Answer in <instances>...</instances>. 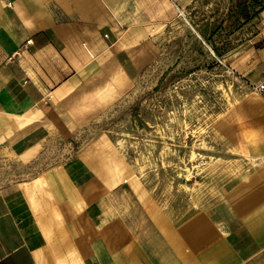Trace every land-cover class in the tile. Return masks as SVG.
I'll return each instance as SVG.
<instances>
[{
	"label": "crops",
	"instance_id": "0c3cea01",
	"mask_svg": "<svg viewBox=\"0 0 264 264\" xmlns=\"http://www.w3.org/2000/svg\"><path fill=\"white\" fill-rule=\"evenodd\" d=\"M196 1L0 0V163L37 158L67 135L63 112L131 79L151 30ZM94 160L0 181V264H264V163L222 195L194 199L199 208L184 217L182 205L149 203L141 221Z\"/></svg>",
	"mask_w": 264,
	"mask_h": 264
},
{
	"label": "rangeland",
	"instance_id": "374dc122",
	"mask_svg": "<svg viewBox=\"0 0 264 264\" xmlns=\"http://www.w3.org/2000/svg\"><path fill=\"white\" fill-rule=\"evenodd\" d=\"M230 1L197 0L185 19L151 30L138 72L81 94L63 112L68 134L37 158L1 162L0 181L87 153L100 181L120 190L117 204L142 221L149 203L182 205L184 217L199 208L194 199L222 195L264 163V95L253 88L264 72V12L234 27Z\"/></svg>",
	"mask_w": 264,
	"mask_h": 264
},
{
	"label": "trees",
	"instance_id": "16d2710c",
	"mask_svg": "<svg viewBox=\"0 0 264 264\" xmlns=\"http://www.w3.org/2000/svg\"><path fill=\"white\" fill-rule=\"evenodd\" d=\"M230 2L225 17L233 19L234 27L245 25L264 12V0H231Z\"/></svg>",
	"mask_w": 264,
	"mask_h": 264
},
{
	"label": "built area",
	"instance_id": "2783aa9c",
	"mask_svg": "<svg viewBox=\"0 0 264 264\" xmlns=\"http://www.w3.org/2000/svg\"><path fill=\"white\" fill-rule=\"evenodd\" d=\"M178 17L185 19V13L178 11ZM253 88L256 93L264 95V72H262L259 81L253 85Z\"/></svg>",
	"mask_w": 264,
	"mask_h": 264
},
{
	"label": "bare ground",
	"instance_id": "6f19581e",
	"mask_svg": "<svg viewBox=\"0 0 264 264\" xmlns=\"http://www.w3.org/2000/svg\"><path fill=\"white\" fill-rule=\"evenodd\" d=\"M33 185V184H32ZM34 188L36 190H40V185L38 183H35ZM26 189V188H25ZM28 189V188H27ZM33 205V204H32Z\"/></svg>",
	"mask_w": 264,
	"mask_h": 264
}]
</instances>
